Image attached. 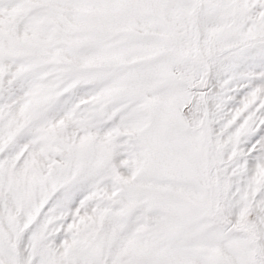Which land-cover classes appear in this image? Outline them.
Returning <instances> with one entry per match:
<instances>
[{
	"label": "snow or ice",
	"instance_id": "snow-or-ice-1",
	"mask_svg": "<svg viewBox=\"0 0 264 264\" xmlns=\"http://www.w3.org/2000/svg\"><path fill=\"white\" fill-rule=\"evenodd\" d=\"M0 264H264V0H0Z\"/></svg>",
	"mask_w": 264,
	"mask_h": 264
}]
</instances>
